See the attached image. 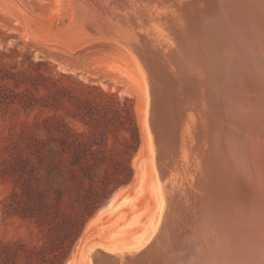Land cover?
Segmentation results:
<instances>
[{
	"label": "bare ground",
	"instance_id": "bare-ground-1",
	"mask_svg": "<svg viewBox=\"0 0 264 264\" xmlns=\"http://www.w3.org/2000/svg\"><path fill=\"white\" fill-rule=\"evenodd\" d=\"M70 1L72 44L116 43L140 75L155 177L153 213L132 242L94 246L86 264H264V0ZM0 5L63 42L13 0ZM142 187L140 176L132 200Z\"/></svg>",
	"mask_w": 264,
	"mask_h": 264
},
{
	"label": "rangeland",
	"instance_id": "rangeland-1",
	"mask_svg": "<svg viewBox=\"0 0 264 264\" xmlns=\"http://www.w3.org/2000/svg\"><path fill=\"white\" fill-rule=\"evenodd\" d=\"M13 1L25 16L27 14L26 17L29 16L28 18L38 23L43 22L47 27L46 32L61 38L63 42L59 43L58 38L56 43L55 40L44 41V38L29 32L11 10L0 5V75L2 72L21 71L20 77L41 78L38 88L32 87L26 79L19 88L14 87L10 79L0 80V93L3 94L0 101L5 96L8 97L5 102H0V242H22L35 246L42 242L45 233V230L38 228L32 221L19 217H2V203L11 196L15 179H37L39 187L46 192L49 203L60 193L61 205L68 211L78 212L87 188L90 185L98 188L105 171L112 172L110 167L98 166L92 168L89 177L85 178L78 171L70 154H64L58 145L47 143L51 136L46 130L45 121L54 113L61 116L63 122L75 133L83 132L87 142L92 139L89 131L68 115L74 109L69 101L65 100L62 105L64 108L57 112L46 106L53 102L56 88L66 89L70 96L89 98L90 88L97 87L102 93L114 96L120 104L127 100L138 129L139 144L130 163L131 179L112 190L86 220L80 236L63 262L65 264L73 254L75 260L72 264H86L88 251L94 246L130 244L131 237L141 230L150 213H153L155 199L150 192V184L155 185V177L144 126V89L128 51L122 46L102 40H89L90 42L80 43L81 46L72 44L74 36L65 32L66 29L63 30L68 29L73 21L75 8L70 0ZM50 29L53 32L56 29L59 31L53 33ZM64 41L67 43L63 44ZM14 93H21V99L27 102L11 100ZM92 94L97 95V98L101 96ZM129 135L125 130L119 129L116 132L117 142H114L113 136H108L105 143L107 154L112 147L121 150ZM37 141L42 142L39 152L36 148ZM140 160L143 162L142 166L137 165ZM140 176L143 179L142 191L132 200V188ZM129 184L128 189L122 193L129 195L128 201L111 211L112 213L102 215L97 224H90L91 218L103 207L111 194ZM98 228L100 230L96 231Z\"/></svg>",
	"mask_w": 264,
	"mask_h": 264
},
{
	"label": "trees",
	"instance_id": "trees-1",
	"mask_svg": "<svg viewBox=\"0 0 264 264\" xmlns=\"http://www.w3.org/2000/svg\"><path fill=\"white\" fill-rule=\"evenodd\" d=\"M38 65H41L38 63ZM22 72H2L1 81L8 79L19 88L24 84L26 77H20ZM40 76L27 78L34 88L39 87ZM90 97L70 96L64 88H56L53 102L46 105L57 112L64 108L65 100L74 107L69 114L73 121L80 122L86 128L91 140L84 139L85 134L75 133L65 124L56 113L45 121L46 130L50 133L47 143L58 145L64 154L72 156L78 171L85 178L89 177L92 168L98 166L110 167L112 172L105 171L103 180L98 188L91 185L82 197L81 210L68 211L61 205V195L57 193L51 203L47 201L46 192L41 189L37 179H15V188L11 196L2 203L1 215L6 217H19L22 220L32 221L38 228L45 230L42 242L39 245L28 246L22 242H0V264H63L69 252L80 236L86 220L107 198L116 187L126 184L132 177L130 166L131 158L139 144L138 129L132 114L131 106L120 104L114 96L102 93L99 88L93 87L88 91ZM98 94L95 96L94 94ZM3 97V94L0 93ZM18 102H27L21 93L12 94ZM8 97L2 98L5 102ZM31 102V99H28ZM26 104V103H25ZM123 129L128 132L122 149L112 147L107 150L105 143L108 136L116 141V132ZM115 146V145H113ZM37 152L42 148V142H36ZM119 157V158H118Z\"/></svg>",
	"mask_w": 264,
	"mask_h": 264
},
{
	"label": "water",
	"instance_id": "water-1",
	"mask_svg": "<svg viewBox=\"0 0 264 264\" xmlns=\"http://www.w3.org/2000/svg\"><path fill=\"white\" fill-rule=\"evenodd\" d=\"M82 22H83V21H82ZM69 26H71V24H70ZM85 26H86V25H85ZM117 190H118V189H117ZM117 190H115V191L111 194L110 198L107 200V202L103 205V207H102L99 211H101V210H103L105 207H107V205L109 204V202L111 201V199L117 194ZM99 211H98V212H99ZM98 212H97V213H98ZM97 213H96V214H97ZM96 214H95V215H96ZM95 215H94V216H95ZM94 216H93V217H94ZM93 217H92V218H93ZM92 218H91V219H92ZM70 259H71V257L66 261L65 264H68V262H69Z\"/></svg>",
	"mask_w": 264,
	"mask_h": 264
}]
</instances>
